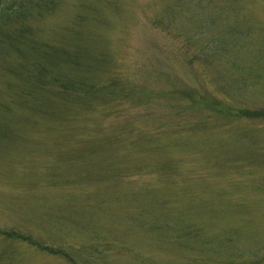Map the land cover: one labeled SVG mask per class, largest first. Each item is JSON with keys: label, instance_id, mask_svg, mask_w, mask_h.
Instances as JSON below:
<instances>
[{"label": "rangeland", "instance_id": "1", "mask_svg": "<svg viewBox=\"0 0 264 264\" xmlns=\"http://www.w3.org/2000/svg\"><path fill=\"white\" fill-rule=\"evenodd\" d=\"M25 18L88 52L70 71L89 87L36 109L0 58V264H264V0H57Z\"/></svg>", "mask_w": 264, "mask_h": 264}, {"label": "trees", "instance_id": "2", "mask_svg": "<svg viewBox=\"0 0 264 264\" xmlns=\"http://www.w3.org/2000/svg\"><path fill=\"white\" fill-rule=\"evenodd\" d=\"M2 1L0 0V58L10 62L8 67L10 75L18 79V88L8 89L9 97L22 95L27 96L28 100L36 97V109H44L46 107L44 101H46L47 106L50 105L58 109L67 106L69 108L66 109L70 110L72 108L70 103H75L71 98H79V93L76 91L81 87L84 89L89 87L82 79H76L77 75L70 70L77 68L81 73L82 67L88 63L87 60H83L84 57H87L88 52L81 46L76 47L77 49L74 51H69L57 40L51 41L49 44L40 41L36 31L27 27L25 18L30 13L44 12L47 10V6L48 9L56 6L57 0H22L11 8L1 7ZM71 64L76 66H70L69 70L58 72L60 67ZM49 75L52 79L50 83L45 78ZM40 92L44 94L43 99L37 98ZM113 95L116 94L113 93ZM105 97H110V92L106 93ZM117 99L113 98L112 101ZM108 103L109 101L106 102V104ZM251 114L253 115V113ZM166 166L170 171L175 170L171 168L170 164H166ZM160 197L158 195V198ZM176 228H180V225Z\"/></svg>", "mask_w": 264, "mask_h": 264}]
</instances>
